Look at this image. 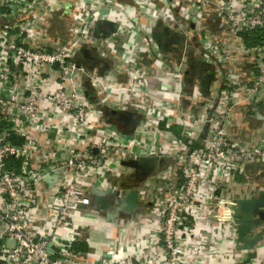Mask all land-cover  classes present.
<instances>
[{
    "label": "built area",
    "instance_id": "1",
    "mask_svg": "<svg viewBox=\"0 0 264 264\" xmlns=\"http://www.w3.org/2000/svg\"><path fill=\"white\" fill-rule=\"evenodd\" d=\"M102 3L98 7L92 0H75L72 19L79 16L82 20L71 29L74 35L49 44L41 38L59 0H0V264H200V260L190 261L189 246L193 244L184 238L197 229L198 216L207 213L204 207L212 206L209 220H221L237 229L233 209L237 197L223 196L220 191L219 198L213 200L209 183L224 185L225 179L241 173L242 165L252 160L264 163V143L247 145L231 139L226 130L237 106L264 105V0H167L164 16L172 12L185 15V23H195L215 15L228 30L218 43L209 44L207 53L212 54L208 58L228 56L239 49L250 65L246 74L225 70L217 98L193 95L190 100L202 108L191 114L189 123H198V132L187 133V140L177 149L143 141L135 150L115 137L99 142L91 138L96 122L88 118L92 104L81 85L92 77L88 78L82 62L80 36L96 14L123 12L114 0ZM212 8L213 14H209ZM126 32L130 36L138 33L147 51L157 53L150 33L139 29ZM130 41L131 50L141 46ZM189 60L173 62L167 79L183 83L180 71ZM83 75L88 79H82ZM94 81L101 84L99 79ZM102 87L113 89L109 84ZM179 95L183 96L181 91ZM156 108V129L169 130L172 104L166 101ZM50 129L59 135L46 152L43 138ZM167 154L176 158L179 169L171 170L174 190L165 201L159 226L148 233L157 243L158 253L141 259L138 255L149 247L143 242L131 252L112 245L101 256L73 249L72 244L81 241L74 217L99 212L88 194L90 179L109 187V196L122 197L121 190L108 183L113 163L129 169L121 164L123 160ZM61 169L66 176L47 212L37 193L43 183L50 186ZM156 173L144 179L143 187L153 188L149 181L155 180Z\"/></svg>",
    "mask_w": 264,
    "mask_h": 264
},
{
    "label": "crops",
    "instance_id": "2",
    "mask_svg": "<svg viewBox=\"0 0 264 264\" xmlns=\"http://www.w3.org/2000/svg\"><path fill=\"white\" fill-rule=\"evenodd\" d=\"M92 1L98 4V7L104 5L103 0ZM73 3L75 0H59L60 5L56 6V11L47 19V30L41 38L43 41L51 44L74 35L71 29L78 20H82V17L78 16V19L73 21L71 15ZM116 3L120 11L124 13L116 12V14L102 17L96 14L97 17H95L94 22H91V25L80 36V45L89 48L95 57L94 60L84 59L82 61L89 74L88 78L92 77L91 80H83L81 85V89L88 93V99L92 104L88 118L96 122V128L92 131L91 138L99 142L104 137H115L127 143L132 150L137 149V144L143 141L154 143L157 147L166 146L177 149L180 142L187 140V133L195 135L198 132V123L194 125L189 123L191 114L200 111L202 108L200 103H194L190 100L193 95L199 94L198 97L201 95L208 99L211 96L217 98L225 70L246 74L250 65L248 57L243 54V50L237 48V51L228 54V56L217 54L216 57L219 60L214 63L201 60L198 63L196 60L190 59L188 61L190 65L185 66L188 70L187 74L190 75L183 79V83L167 79V72H170L173 62L179 60L182 53H177L178 51L175 53L174 44H166L162 48L164 49L162 52L151 53L147 51L142 38L135 32L131 35L132 37L126 35L136 46L138 44L141 46L131 50L132 45L126 43L127 37L124 34H115V31L112 33L111 30L114 29V23L119 22L120 19L122 23H136L138 28L142 30L144 28L147 30L156 23L166 21L165 18L174 19L172 20L174 22L179 21L183 27L186 20L185 15H173L172 12H167L165 14L167 16H164L163 12L167 0H118ZM204 19H216L211 26L212 30L203 28L204 30L194 33V37L202 36L206 42L218 41L224 34L219 19L212 17V15L206 16ZM216 23L220 26H217ZM230 39L232 42H236L233 37ZM187 50L189 49L184 50L182 55L193 57L194 54ZM190 51L196 53L194 48ZM136 68L137 71H135ZM81 78L88 79L86 75ZM94 79H99L101 84L96 83ZM102 84H109L113 89L103 88ZM115 86L123 87L117 89ZM179 91L182 92L183 96L180 97ZM175 99L178 101L176 102ZM166 101H170L172 104L171 119H173V124L169 130H157L159 117L156 116V107H162ZM110 110H116L118 113H110ZM126 112L132 113L130 123L124 119ZM58 116L57 114L55 118ZM226 130L231 139L247 145L263 144L264 105L243 103L237 106L231 114ZM58 133L55 129H50L46 133L45 138H43L46 152H49L53 147L54 139L58 137ZM153 157L161 160V168L157 171L155 180L149 181L151 185H154L153 188L143 187L145 182L139 178L142 175L135 173L134 168L126 169L117 163H113L114 167L110 166L108 169V183L110 186H115L121 190L122 197L109 196V192H107L109 187L100 185L94 177L90 179L91 187L94 186L98 190H103L110 197L111 202L107 212L98 209L99 212L95 216L78 215L74 217L80 226L77 227L80 242L86 244V250L101 256L108 252L110 246L115 245L131 252L132 249L136 248V245L138 246L140 242H143L146 247H149L143 254L138 255L141 259L151 258L155 256V253H158L157 243L148 233L159 226L165 201L174 190L172 185L174 173L172 171H178L179 163L175 157L168 154ZM36 161H38L37 158ZM65 176L64 169L58 170L54 180L50 182V186H47L45 182L38 190L37 196L43 202V208H46L47 212L53 196L63 183ZM226 183H228V191H221L220 194L223 196L232 195L234 198L257 196L259 192H264V163L260 160H252L242 165L241 173L228 177L227 180L225 179ZM91 187L88 189V193ZM132 188L139 191L137 208L130 213L123 212L116 200L123 198ZM215 223L216 221L205 219L199 215L195 231L199 230L200 235L203 236V231H210V228L217 229ZM262 230H264V222L256 228L255 232ZM229 233L232 236L231 230ZM218 235L219 237L213 236V239L221 244L222 253L217 258L207 259L206 262L201 259V263L222 264L225 257L231 253L234 257L232 262L238 264L237 262L242 260V253L238 250L237 244L233 243L229 246V241H226L224 232ZM194 245L196 242L192 246ZM229 248L233 252L228 250ZM257 251L254 262L260 260L264 263V238L259 242ZM229 257L228 259L232 258Z\"/></svg>",
    "mask_w": 264,
    "mask_h": 264
},
{
    "label": "rangeland",
    "instance_id": "3",
    "mask_svg": "<svg viewBox=\"0 0 264 264\" xmlns=\"http://www.w3.org/2000/svg\"><path fill=\"white\" fill-rule=\"evenodd\" d=\"M114 1L118 2V0H114ZM209 12H210L209 14H213V8L209 9ZM212 17H216V16L212 15ZM214 21H216V19H211V20L200 19L199 21H197L195 23L194 22H191V23L186 22V23H184L183 27L180 25L179 21H177L175 23L162 22V23L154 24V26L152 28L150 27L147 30H145V28H144V30L139 29L138 28L139 26L136 23L125 24L122 22H116V23H114L115 24L114 29L111 31H112V33H113V31H115L114 32L115 34H120V35L124 34L125 37H128V36H126L125 31L130 32V31L135 30V29L136 30H138V29L142 30L145 33H150L152 36L151 43L156 46L157 52H162L164 49L160 48V45H159L160 40H155L153 38V34L158 33L159 37H161V39H162L161 41L164 43V45L171 44V43L174 44L175 53L177 51H178L177 53H180V52L183 53L184 50L189 49L187 51L192 52L194 54L193 57H189L186 55H182V53H181L180 58H179V62L183 58H188V59H191L192 61L194 59L198 63H199V60H201L203 62H207V63H211V62L214 63V62H216V60L218 61L219 59H217V58L213 59L211 57L208 58L209 54H212V53L211 52L207 53L208 52L207 48H208V46H210L209 44H215L214 43L215 41H211L212 43H209L210 41L207 40L208 42H206V39L202 38V36L198 37V38L194 37L195 36L194 33L202 31L201 28H205L206 30H212L211 26L213 25ZM216 25L220 26L217 23H216ZM198 26H200L199 30H198ZM216 30H219V29H216ZM223 33H225L227 35L229 32H228V30L224 29ZM177 34H178V36H177ZM190 35H191V37L189 38ZM127 42L131 44L129 37L127 39ZM143 42H144V39H143ZM217 43H218V41H217ZM193 48H194V50H196V53L194 51H190V49L192 50ZM148 52L153 53L152 51H148ZM195 58H197V59H195ZM133 63H135V61H133ZM188 64H189V62H186L185 66H187ZM187 71L188 70L185 67L181 69L180 72H181V75L183 76V78L187 77V75L188 76L190 75V74H187ZM226 185H228V183L221 185V186H219V182L218 183H213V182L209 183V187L212 190L213 200H216L215 198H219V192L220 191H223V190L228 191L227 190L228 188L226 187ZM229 191H231V190H229ZM228 197H233V196L229 195ZM207 200H208V202L212 201L210 198H208ZM213 203H216V201H214ZM204 208H205V211L207 213H205L203 215V218H205V219L212 218L211 217V214H213L211 212L212 206H210V204H209L207 207H204ZM196 218H197V215H196ZM215 221L216 220H214V222ZM217 221L218 222L215 223V224H217V229L213 230L210 228V231H203L202 232L203 236L200 235L201 232L198 230V231L193 232L189 236V238H184L185 240H190L192 242V244H194L196 242V245H194V246L190 245L189 246L191 248L190 261L191 260H197V261L200 260L201 261V259H202V260H204L203 262H206L207 259L219 257V254L222 253L223 249H222L219 241H216L215 239H213V236L217 235L219 237L218 234H222L224 232V234H226V241H229L228 242L229 246L232 245L233 243H236L238 246L237 247L238 250L242 253V260H239V262H237L238 264H241V263L242 264H264L260 260L259 261L256 260L254 262L255 258L257 257V253H258L257 247H258L259 243L255 246L256 248L253 251V252H255V256L253 258L251 257L248 261L247 256H248V253L251 252L252 249L244 248L241 246L242 244L238 241V239L236 237L237 230L233 229V227L230 223H225V224L223 223L222 224L221 220H217ZM225 221L226 220H224L223 222H225ZM218 227H219V229H218ZM230 230H231L232 236L230 233L228 234V232ZM247 237L249 238V236H247ZM190 241H189V243H191ZM228 250H231L233 252V250L231 248H229ZM201 253L204 255H202ZM228 254H229V252H228ZM230 255H231V253H230ZM229 256L225 257V260L222 262V264H234V262H232L234 257L231 255L230 257H232V258H230ZM228 257L230 259H228ZM200 264H202V263H200ZM210 264H217V263L210 262Z\"/></svg>",
    "mask_w": 264,
    "mask_h": 264
},
{
    "label": "water",
    "instance_id": "4",
    "mask_svg": "<svg viewBox=\"0 0 264 264\" xmlns=\"http://www.w3.org/2000/svg\"><path fill=\"white\" fill-rule=\"evenodd\" d=\"M155 40H160V48L165 45L161 41L158 33L153 34ZM80 53L85 59L94 60V55L91 54L89 48L81 47ZM87 93V92H86ZM88 95V93H87ZM110 113L117 114L116 110H110ZM132 113L126 112L124 119L130 123ZM161 160L156 157H143L140 160L128 159L121 162L122 165L135 169V173L141 174L140 180L146 179L150 174L157 172L161 168ZM138 189H130L126 195L116 200L120 204V209L123 212H133L138 205ZM92 199L95 208L102 212H107L110 206L111 199L103 190H98L94 186L91 187L88 193ZM234 216L236 217L237 224V239L244 248L252 249L248 253L249 259L255 256V246L264 238V230L255 232L258 226H261L264 222V192H259L257 196H242L236 199V203L233 206ZM115 215V214H114ZM249 236V238L247 237Z\"/></svg>",
    "mask_w": 264,
    "mask_h": 264
},
{
    "label": "trees",
    "instance_id": "5",
    "mask_svg": "<svg viewBox=\"0 0 264 264\" xmlns=\"http://www.w3.org/2000/svg\"><path fill=\"white\" fill-rule=\"evenodd\" d=\"M72 248L73 249H79V250H86V244L85 243H81V242H78V241H76V242H74L73 244H72Z\"/></svg>",
    "mask_w": 264,
    "mask_h": 264
}]
</instances>
